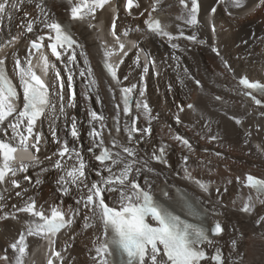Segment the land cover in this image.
I'll return each instance as SVG.
<instances>
[{"label": "bare ground", "instance_id": "bare-ground-1", "mask_svg": "<svg viewBox=\"0 0 264 264\" xmlns=\"http://www.w3.org/2000/svg\"><path fill=\"white\" fill-rule=\"evenodd\" d=\"M198 1L199 23L192 26L186 24L184 19H177L188 15V9L182 7L179 0H159L156 13L163 16L165 30L178 37L173 41L144 31V21L152 11L153 0H136L138 7L132 9L131 14L125 11L124 0H109L102 9H97L93 22H97L100 29L93 32L87 29L80 31L83 47L75 50L76 61L72 68L75 100L71 102V107L67 99L70 94L67 88L68 73L64 71L66 58L64 62L55 61V67L50 69V85H55V88H51L53 93L59 91L55 73L60 72L65 82L64 100L60 101L57 95H52L57 110L46 113L34 128V132L41 137L39 152L18 148L12 161V166L17 169L15 175H9L4 183H0V197H3L0 200V255L7 253L10 260L14 259L9 245L21 233H25L27 251L23 264H46L52 250L60 253L59 257H51L55 264H96L93 259L96 256L94 242L101 236L102 229L98 218L93 217L82 202L78 203L81 195H87V189L69 184L68 194L59 191L57 180L62 172L54 168L53 164L60 159L58 137L61 142L67 140L69 146L76 148L84 158L88 183L99 180L96 175L98 170L104 176L109 175L91 159L93 138L89 132L93 125L97 131H104L109 118L115 117L118 111L115 89L98 73V51L106 44L116 50L118 44L123 43L124 51L128 54H120L119 60L123 61L120 79L123 80L122 85L138 86L133 90L137 100L140 99L138 90L140 72L143 71L142 66L137 67L133 63L138 51L151 55L158 76L153 78L149 72L143 99L155 119L149 125L142 112L137 124L140 131L133 133L132 142L129 143L127 133L118 142L135 148L143 160L149 159L163 145L166 158L165 164L150 161L149 166L155 172H147L142 168L139 175L133 172L130 179L139 181L149 190L163 184L176 186L202 203L209 210L212 220L219 222L224 229L221 236L212 238L213 245L206 243L202 246L209 255H214L216 248H219L224 264H264V223H256L264 216V204L261 203L264 199L251 193L250 187L244 186L245 174L264 178V110L253 111L247 106L236 83L241 74L257 75L258 69L264 65V3L262 0H241L242 6L235 7L231 0L218 6H215L217 0ZM187 2L190 7V0ZM37 3L41 4L47 16L36 8ZM66 4L67 0H22L19 10L9 9L8 13L0 15V56L6 59L12 75L16 74V58L21 61L31 59L28 41L46 31L43 23L34 25L32 33L26 32L21 25L37 17L41 21L55 19L62 14ZM213 8L215 12H212ZM25 13L28 15L25 16ZM112 22L115 35L110 32ZM181 31L184 36H180ZM193 33L197 42L204 43L192 44L184 38ZM172 43L178 47L173 49L170 46ZM213 47L217 48L219 55L212 51ZM81 52L87 55L92 69L91 77L87 71L84 77L79 75L80 70L85 69ZM140 62L143 65L141 58ZM31 64L34 68V64ZM92 79L96 81L95 84L90 83ZM196 81H199L200 88L195 86ZM88 87L93 89L92 93ZM109 88L113 91L110 92ZM191 101H195L194 109L184 111L181 125L174 123L173 118L180 115L177 104L181 102L186 105ZM61 103L64 105L63 113L60 112ZM89 109L105 118L102 121L104 128L100 127L101 122L89 123ZM15 119L16 114L0 123V141L13 146H16V141L10 124ZM236 119H239V124ZM73 120L76 122L78 136L70 139L69 126ZM149 126L151 133L143 134L142 130ZM53 129L56 130V136L53 135ZM177 135L189 139L191 149L173 138ZM212 136L217 137L215 142H210ZM113 149L115 152L121 151L119 148ZM205 150L209 153L205 154ZM184 156L188 157L187 163L183 160ZM21 163L27 164L24 171L19 170ZM67 163L70 167L74 161ZM183 169H187L191 178L186 179V175H181ZM26 176L29 179L26 180ZM13 179L19 183V188L12 185ZM196 180L205 183L208 192H204L195 183ZM17 192L21 195L17 196ZM104 195L110 204L116 205L119 193L105 192ZM29 197L45 213L56 208L71 220L54 240L51 238V242H43L38 235L27 236L26 230L33 220L17 209L24 207ZM248 197H251L252 211L243 213L240 209ZM85 217L90 219L86 221ZM86 224L91 226L86 227ZM232 240L237 242L235 250L232 248ZM0 264L6 262L0 260ZM202 264L212 263L206 261Z\"/></svg>", "mask_w": 264, "mask_h": 264}, {"label": "snow or ice", "instance_id": "snow-or-ice-1", "mask_svg": "<svg viewBox=\"0 0 264 264\" xmlns=\"http://www.w3.org/2000/svg\"><path fill=\"white\" fill-rule=\"evenodd\" d=\"M72 5L69 9L71 19L75 21L83 22L88 17L95 18L96 10L102 9L109 0H68ZM182 7L188 9V15L186 18L177 17V19H184V22L188 25H196L199 23L197 19V13L200 5L198 0H190V7L187 0H179ZM223 2V0H221ZM233 6L241 7V0H231ZM22 0H0V15L8 13L9 9L19 10ZM159 0H153L152 12L156 11ZM264 3V0H262ZM138 7L136 0H125V11L131 14L132 9ZM36 8L41 11L44 16L47 13L43 12L40 3L36 4ZM216 11L215 8L212 9ZM152 12L148 13V18L144 21L147 29L160 37H167L169 41H173L178 37L173 36L170 32L166 31L159 19L152 16ZM28 13H25L27 16ZM143 15V13H141ZM43 23L44 28L49 30L48 34L36 35L35 39L31 41V49L41 53V61L43 70L47 73L50 68H54L55 65L49 63V57L41 52L42 49L50 51L51 56L55 57L57 61L64 62L66 58V64L64 71L67 75V88L71 95L69 96V107L73 106L71 101L74 99V93H72L74 76L72 74V68L75 65L76 54L73 46L81 47L74 39L70 29L55 19H45L41 21L38 17L33 20H28L26 24H22L21 27L28 33L34 31V25ZM92 25L90 24L89 27ZM114 27V23H113ZM115 35V32H113ZM180 36H184L183 32H180ZM187 40L196 41V35L193 33L190 36L184 37ZM119 40V37H117ZM204 43V41H199ZM173 49L178 45L172 43L170 45ZM125 45L119 43L117 49L113 52H105L104 68L111 79L119 83L117 77V69L119 63L112 64L108 62L110 55L123 53L127 56V52L124 51ZM71 50V51H70ZM212 51L219 55L216 47L212 48ZM31 55V53H30ZM80 55L84 58L85 69H81L79 75L85 76V71L89 77L92 75V69L89 66L87 55L81 52ZM148 62L141 65L139 51L137 52L133 63L137 67L143 68L140 74L141 84L139 85V96L144 97L145 87L143 81L145 74L149 72V65H155V60L151 58V55L146 53ZM122 62V60L120 61ZM5 61L0 59V123H4L14 114L16 119L14 123L10 124L13 132V139L16 141V146L11 143H5L0 141V183H4L6 177L9 175L14 176L17 169L12 166V161L15 159L14 154L20 149L28 151L33 149L39 152V145L41 137L38 133L34 132V128L37 120L45 115L49 108L55 109V105L51 102V95L55 94L59 97L60 101L64 100L63 90L65 88V82L61 77L60 72L55 73V79L59 82V91L53 93L51 88H55V85H48L36 74L33 70L31 59H25L21 61L19 58L15 59V71L19 78L20 85L23 89L24 105L23 109L17 112L12 101L16 97L15 89L11 86L10 81L4 73ZM185 71H187L185 69ZM90 83L95 84L94 79L90 80ZM199 85V81H196ZM240 85H243L245 89L252 91L246 92L245 95H252V92H259L264 94V84L258 82H252L247 78H240ZM137 85L131 87L121 88V95L123 98V114L127 117L131 115L130 104L132 99L133 90ZM109 91L113 90L109 88ZM87 99V96L85 97ZM255 104L261 105L260 99L252 97ZM220 99V97H216ZM119 109V106H116ZM137 111L143 110L145 118L148 120L149 125L151 121L155 119L151 115L146 100L138 99L135 105ZM192 108L193 105H188ZM64 105L61 103L60 112L63 113ZM119 110L117 115L113 118L116 122V131H120L119 128ZM88 116L90 117L89 123L93 121L101 122L100 127L104 128L102 121L105 119L102 115L89 109ZM139 119L138 116H133L131 121V127L125 123L124 131L128 134L129 143L132 142V133L140 131L137 128L136 122ZM233 119H235L233 117ZM176 122L180 123L179 116H176ZM236 123L239 124V119H236ZM143 134H150L151 127H146L142 130ZM72 137L78 136V130L75 120L71 123ZM53 135L56 136V130L53 129ZM89 136L93 138V146L99 148V154L95 155V160L99 162L102 170L109 173V175H102L101 171H97L96 175L99 177L98 181L88 183L86 164L84 158L80 152L70 147L67 140L60 141L57 137V142L60 144L58 150L57 159L53 164V167L60 169L62 174L57 180L59 191L64 194H68V185H75L77 188L81 186L87 189V195H81L80 201L83 202L85 208L92 212L93 217H98L102 224L101 236L97 238L95 251L96 256L93 258L96 264H200L201 261L207 259L206 252L201 247L207 243L209 246L213 245L214 241L212 237L219 236L224 229L219 222H216L214 226L208 227L202 223H190L186 219H182L180 215L176 214L173 210H170L163 203H161L150 190H145L139 185L135 179H130V175L135 172L139 175L143 168L147 172H155V169L149 166L150 161L154 160L159 163H166L164 160L165 147L161 145L158 154L153 152L152 156L143 160L138 156V152L133 147L123 146L118 141L112 140V148H119L121 151L113 152L112 148L105 146L103 135L100 131H97L95 125L92 126V130L89 132ZM175 140L180 141L185 147L191 149L190 142L177 135L173 137ZM210 139H217L216 136L210 137ZM31 141V143H30ZM99 143H96V142ZM91 151V149H89ZM126 154V155H124ZM217 156L220 153H216ZM130 158V159H129ZM35 160V156H33ZM51 159V158H49ZM185 163L188 161V157L184 156ZM69 161H74L71 166H68ZM139 164L140 167H136ZM27 168V164L21 163L19 170L24 171ZM185 178H191L190 174H187L185 169ZM158 174V173H157ZM29 179V177H25ZM239 181V177H237ZM12 185L19 188V183L13 179ZM39 183V181H37ZM195 183L204 191L208 192V186L200 180H196ZM245 187L254 189L258 197L264 195V180L258 179L252 175H247L245 178ZM150 188V185H149ZM219 191V189H217ZM119 193L117 203L119 207H109L104 200V193ZM165 197L168 193L164 191L162 193ZM17 196L21 193L17 192ZM3 197H0L2 200ZM264 204V200L261 201ZM18 211L26 212L30 216L37 218L35 221L29 223L26 230L27 236H55L62 228L71 223V220L66 219V215L59 209L52 208L51 214L46 215L43 209H38L36 201L31 197L24 202V207L18 208ZM240 211L250 213L252 211L251 197H248L247 202L243 205ZM86 221L90 217H85ZM155 223H152V222ZM256 223H264V216H261ZM86 227L91 225L86 224ZM26 235L21 233L19 237L9 245L14 254V259L9 258L7 253L0 255V260L6 262V264H23V258L27 251V245L25 243ZM233 250L236 249V240L231 242ZM60 253L52 250L51 257H59ZM215 264H224L222 260V254L219 248H216L215 254L211 257ZM47 264H54L52 258H49Z\"/></svg>", "mask_w": 264, "mask_h": 264}, {"label": "rangeland", "instance_id": "rangeland-1", "mask_svg": "<svg viewBox=\"0 0 264 264\" xmlns=\"http://www.w3.org/2000/svg\"><path fill=\"white\" fill-rule=\"evenodd\" d=\"M205 154H206V152H204ZM249 153H246V155H248ZM226 159H229L228 157L226 158ZM254 166H256V165H254ZM202 167H204L203 165H202ZM203 169V168H202ZM63 195V194H62Z\"/></svg>", "mask_w": 264, "mask_h": 264}, {"label": "trees", "instance_id": "trees-1", "mask_svg": "<svg viewBox=\"0 0 264 264\" xmlns=\"http://www.w3.org/2000/svg\"><path fill=\"white\" fill-rule=\"evenodd\" d=\"M181 103V102H180ZM182 104V103H181ZM174 106H175V104H174Z\"/></svg>", "mask_w": 264, "mask_h": 264}]
</instances>
